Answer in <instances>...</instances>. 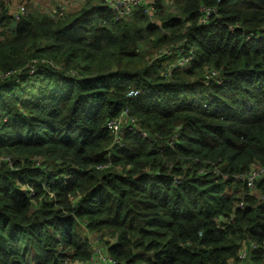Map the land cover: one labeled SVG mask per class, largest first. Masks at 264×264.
Segmentation results:
<instances>
[{"label": "trees", "instance_id": "obj_1", "mask_svg": "<svg viewBox=\"0 0 264 264\" xmlns=\"http://www.w3.org/2000/svg\"><path fill=\"white\" fill-rule=\"evenodd\" d=\"M200 6L214 9L204 23ZM153 9L155 19L137 9L114 21L97 4L14 21L0 0V157L11 163L0 161V264L86 260L77 219L115 237L101 244L119 264H226L241 239L264 238L263 181L255 196L230 178L264 164V0ZM181 42L193 47L186 65L154 56ZM125 106L148 137L127 132L110 148L104 124Z\"/></svg>", "mask_w": 264, "mask_h": 264}, {"label": "built area", "instance_id": "obj_2", "mask_svg": "<svg viewBox=\"0 0 264 264\" xmlns=\"http://www.w3.org/2000/svg\"><path fill=\"white\" fill-rule=\"evenodd\" d=\"M155 0H100L99 4H102L108 8L111 13V17L114 21H125L127 20L132 13L141 9V11L147 16H154V5ZM202 17L200 19V23H204L208 15H210L214 9L210 7L200 6L199 8ZM25 14V8L23 4H18L13 9L9 15L17 21L20 16ZM52 19H61L63 16L62 7L55 8L52 10L50 14H48ZM236 27V25H235ZM229 29H232V26H228ZM247 36H250L249 34ZM181 42L179 44H175L173 46H168L167 50H161L160 53L155 56L158 57L161 54L165 55H174V63L173 67H180L186 65L193 59V47L189 43ZM32 72V69L29 70V73ZM207 80L212 79L216 83L218 79L216 78V72L213 70L205 72V77ZM137 92H130L128 95H135ZM105 129L111 135V144L110 148L120 149L123 146L122 136L130 132L132 134H136L142 138L148 137L147 133L140 128L139 121L133 115L128 112L127 107H123L118 111V113L109 119L106 120L104 124ZM179 126L175 128L173 133L166 139L165 143H162L163 146L170 147L175 141L178 139ZM0 161H4L8 164V167L11 168V163L8 158L0 157ZM39 164V163H38ZM170 166V165H169ZM108 163H105L100 166H96V168H107ZM215 176H221V178L226 179V175H221L218 173V170L213 168L209 169ZM206 170L200 169L198 170V174L203 175ZM151 176V173L149 174ZM230 178L235 182H240L245 190L250 193L255 189V184L257 181L261 180L264 183V164L251 167L243 173H237L230 176ZM171 179L175 183H179L181 180L174 175H171ZM19 189L23 191L26 196H30L32 194V188L27 184H19ZM48 194H50L48 192ZM51 195V194H50ZM259 199L263 200L264 197L262 195L258 196ZM244 203L242 200H238L235 203V208H243ZM75 224L78 228L79 235L84 238L88 244L89 256L86 260L78 262L73 261L71 264H119L115 259H113L108 253L105 252V249L102 247L103 239L100 238L99 235L92 233L86 228L85 221L76 220ZM104 240H109L108 238ZM255 251H264V238L260 241H255L250 238H243L239 242L238 249L236 251L235 257L226 262V264H264V260H255L253 258V252ZM121 264V263H120Z\"/></svg>", "mask_w": 264, "mask_h": 264}, {"label": "rangeland", "instance_id": "obj_3", "mask_svg": "<svg viewBox=\"0 0 264 264\" xmlns=\"http://www.w3.org/2000/svg\"><path fill=\"white\" fill-rule=\"evenodd\" d=\"M1 1L4 7L7 9L8 14L13 11L16 5L23 4L25 8V14L33 11L50 14L52 10H54L55 8L62 7L63 9L62 16L70 13H75L85 5H97L100 3V0H1ZM150 19H155V18L151 16ZM145 46L146 43H140L137 45L138 49L144 48ZM167 49L168 46L163 47L161 50L164 51ZM160 51H158L157 54H154V56H157L160 53ZM114 171L116 172L120 171L119 167H116ZM248 194L255 196L257 195L254 190ZM106 238L108 237H104L103 239ZM114 239L115 237H111L109 240V244L114 242Z\"/></svg>", "mask_w": 264, "mask_h": 264}]
</instances>
